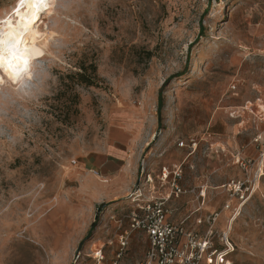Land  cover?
Wrapping results in <instances>:
<instances>
[{
	"label": "rangeland",
	"instance_id": "1",
	"mask_svg": "<svg viewBox=\"0 0 264 264\" xmlns=\"http://www.w3.org/2000/svg\"><path fill=\"white\" fill-rule=\"evenodd\" d=\"M15 2L0 0V18ZM34 28L42 57L28 78L0 84V264H87L90 245L107 239L114 224L105 218L118 202L105 203L104 218L96 206L78 243L82 225L64 232L55 208L73 195L79 180L70 175L100 149L118 110L147 129L146 169L182 163L181 184L203 185L206 210L229 202L228 214L239 213L231 264H264V161L253 142L264 133L256 109L264 102V0H53ZM237 156L251 160L248 175ZM233 178L248 180L240 208L219 188ZM225 219L222 212L220 229ZM145 247L134 232L121 264H140Z\"/></svg>",
	"mask_w": 264,
	"mask_h": 264
},
{
	"label": "built area",
	"instance_id": "2",
	"mask_svg": "<svg viewBox=\"0 0 264 264\" xmlns=\"http://www.w3.org/2000/svg\"><path fill=\"white\" fill-rule=\"evenodd\" d=\"M257 118L264 126V108ZM253 142L260 148L259 156L264 161V133L256 135ZM177 145L180 148L185 146L183 141ZM196 145L195 141H190L191 151H195ZM72 162L77 164L75 160ZM250 163L249 158L237 156L235 160V164L247 175ZM89 172L98 174L96 170ZM182 176V163L160 165L154 172L146 169L145 158L140 159L136 182L127 197L130 200L129 208L123 206L110 210L105 220L113 223L114 227L108 232L105 241L90 245L89 251L83 256L87 264H121L134 232L142 233L146 241L140 264H231L228 260L234 250L230 241L231 227H217L221 213L231 212L230 203L225 202L219 210L206 211L205 189L200 187L196 191V188L184 187L181 184ZM247 183V179L233 178L221 188L230 199L241 202L240 208L249 191ZM185 195H193L197 206L183 218L174 220L175 204ZM124 207L128 209L124 210ZM108 209H102L103 218ZM233 214H229L230 222L235 216ZM191 218L193 226L189 224ZM80 253L76 250V259H80Z\"/></svg>",
	"mask_w": 264,
	"mask_h": 264
},
{
	"label": "crops",
	"instance_id": "3",
	"mask_svg": "<svg viewBox=\"0 0 264 264\" xmlns=\"http://www.w3.org/2000/svg\"><path fill=\"white\" fill-rule=\"evenodd\" d=\"M130 113L128 110H118L115 122L106 126L100 149L79 160L78 166L70 175L71 178L79 180V185L70 192L73 195L70 197L63 195L57 201L55 211L58 224L67 228L64 232H71L76 230L78 225H82L78 228L80 233L74 243H78L87 231L97 205L118 202L115 205L119 208L133 189L139 160L146 158V149L151 140L147 141L145 138L147 133L145 125L140 127L138 120H135L140 119V116ZM149 126L151 131L153 124ZM90 170H96L98 174L93 175ZM201 186L203 185L186 188L198 190ZM182 198L185 201L181 202ZM180 200L175 204L174 220L183 218L197 206L193 195L182 196ZM189 200H194V207ZM204 209L206 210V206ZM225 213L227 227L229 214ZM223 222H218L217 227L221 228L218 224ZM189 224L193 226L192 218ZM56 233L61 238L62 233L60 231Z\"/></svg>",
	"mask_w": 264,
	"mask_h": 264
},
{
	"label": "bare ground",
	"instance_id": "4",
	"mask_svg": "<svg viewBox=\"0 0 264 264\" xmlns=\"http://www.w3.org/2000/svg\"><path fill=\"white\" fill-rule=\"evenodd\" d=\"M52 4L53 0L23 4L21 0H16L11 10L0 18V41L3 42L0 44V51L4 54V59L0 62V84L6 79L10 83L17 84L22 79L28 78L32 62L42 57L46 45L44 37L40 35L41 31L34 28V22L36 19L43 22ZM42 10H44L43 14L40 13ZM256 109L260 111L263 106L257 103ZM238 214H235L233 221L228 223L227 227L232 226Z\"/></svg>",
	"mask_w": 264,
	"mask_h": 264
},
{
	"label": "trees",
	"instance_id": "5",
	"mask_svg": "<svg viewBox=\"0 0 264 264\" xmlns=\"http://www.w3.org/2000/svg\"><path fill=\"white\" fill-rule=\"evenodd\" d=\"M82 71L85 72L84 69H82ZM79 75H82V74H79ZM81 82H82V83H85V84H87V85H92L91 82H88V81H86V80H81ZM162 89H163V88H162ZM162 89L158 92V121H159L160 110H161V108H162V106H163ZM106 206H107V204H105V203H101V204H99L97 210L103 209V208H105ZM92 226H93V224H91V227H92ZM89 233H90V230L88 231V233H87L86 236H88ZM86 236H85V237H86Z\"/></svg>",
	"mask_w": 264,
	"mask_h": 264
},
{
	"label": "snow or ice",
	"instance_id": "6",
	"mask_svg": "<svg viewBox=\"0 0 264 264\" xmlns=\"http://www.w3.org/2000/svg\"><path fill=\"white\" fill-rule=\"evenodd\" d=\"M25 2H33V3H42L44 2V0H21V3H25ZM3 42L0 41V44H2ZM4 59V54L2 51H0V62H2Z\"/></svg>",
	"mask_w": 264,
	"mask_h": 264
}]
</instances>
